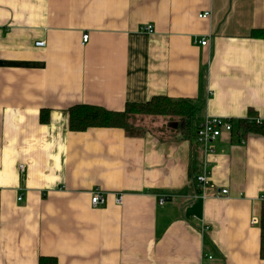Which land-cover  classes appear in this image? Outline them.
I'll use <instances>...</instances> for the list:
<instances>
[{"label": "crops", "instance_id": "crops-1", "mask_svg": "<svg viewBox=\"0 0 264 264\" xmlns=\"http://www.w3.org/2000/svg\"><path fill=\"white\" fill-rule=\"evenodd\" d=\"M262 29L264 0H0V264H264ZM154 96L190 102L186 137L69 129L72 107ZM207 116L232 125L210 152ZM204 170L226 194L199 195Z\"/></svg>", "mask_w": 264, "mask_h": 264}, {"label": "trees", "instance_id": "trees-1", "mask_svg": "<svg viewBox=\"0 0 264 264\" xmlns=\"http://www.w3.org/2000/svg\"><path fill=\"white\" fill-rule=\"evenodd\" d=\"M251 36L264 38V29L253 30ZM191 113L192 105L186 99L171 100L164 96H154L145 103H127L121 112L108 111L94 106H75L69 109L68 123L71 131H85L89 128H122L128 130L131 116H169L175 119L177 128L186 137L191 130ZM47 121L48 114L42 111L40 122L46 123ZM246 127L252 131L261 132L259 127L255 125L247 124ZM259 255L261 259H264V207H262L260 216ZM39 264H56V262L52 258H40Z\"/></svg>", "mask_w": 264, "mask_h": 264}, {"label": "built area", "instance_id": "built-area-1", "mask_svg": "<svg viewBox=\"0 0 264 264\" xmlns=\"http://www.w3.org/2000/svg\"><path fill=\"white\" fill-rule=\"evenodd\" d=\"M208 16L207 12L198 15L200 18H206ZM148 33H152L153 29L151 25H146L142 28ZM88 35H82V42H86ZM206 40H201L200 45L204 46ZM43 42L36 43L37 46H43ZM232 130V125L229 120L222 117L207 116L205 117L197 126L195 131V139L198 144L201 145L204 152H210L212 150V142L220 136L222 132H230ZM20 169L23 168L22 165L19 166ZM197 187L199 188V195L202 198H206L209 194L211 195H223L227 193L226 189H217L213 183L208 179V173L204 170L201 174L196 177ZM20 200V197H18ZM259 200L264 202V195L259 197ZM105 202V197L102 193L94 191L91 194V204L93 206L102 205ZM115 202L120 204L121 196H117ZM164 199H160L158 204L162 205ZM256 219H252L250 223H255Z\"/></svg>", "mask_w": 264, "mask_h": 264}, {"label": "rangeland", "instance_id": "rangeland-1", "mask_svg": "<svg viewBox=\"0 0 264 264\" xmlns=\"http://www.w3.org/2000/svg\"><path fill=\"white\" fill-rule=\"evenodd\" d=\"M163 117H165V118H163ZM155 118H157L158 123L157 122H154V121H156ZM143 121H141V124H136V125H140L138 130L150 129V127L152 125H154V124H157V125L158 124L169 125L170 123L172 124L173 122H175V119L172 118V117H169V116H148L147 122L145 120V122H146L145 124L143 123ZM151 121H153V122H151ZM169 121H170V123H169Z\"/></svg>", "mask_w": 264, "mask_h": 264}]
</instances>
